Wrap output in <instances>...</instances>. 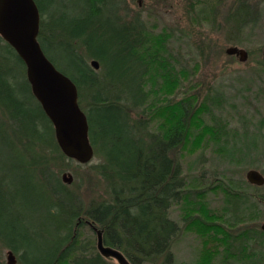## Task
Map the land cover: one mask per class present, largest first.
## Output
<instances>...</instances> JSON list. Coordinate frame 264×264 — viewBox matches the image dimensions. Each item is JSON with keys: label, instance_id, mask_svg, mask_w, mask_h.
I'll use <instances>...</instances> for the list:
<instances>
[{"label": "trees", "instance_id": "16d2710c", "mask_svg": "<svg viewBox=\"0 0 264 264\" xmlns=\"http://www.w3.org/2000/svg\"><path fill=\"white\" fill-rule=\"evenodd\" d=\"M34 1L44 54L61 50L66 56L68 70L47 57L77 87L98 159L88 164L89 173L99 178L104 190L99 198L83 200L72 189L73 181H62L53 167L55 161L73 160L60 152L52 124L31 93L24 63L0 37V141L7 144L5 159L16 161V177L11 175L9 188L4 187L6 177L0 173V246L17 254L19 264H58L70 253L88 252L85 246L76 245L74 235V229L88 221L102 232L104 244L118 249L131 264H147L160 257L163 264H175L170 249L180 226L170 218L169 210L185 195L182 167L178 157H173L182 132L172 125L163 134L151 133L146 119L133 117L148 98L145 77L149 66L140 57L146 42L143 22L138 18L126 22L115 14L112 8H119L110 3L118 0ZM243 7L233 22L248 17ZM70 8L78 14L71 15ZM59 9L62 15L55 28L62 40L53 43L49 37L53 31L46 34L45 23ZM199 12L206 14L203 9ZM252 22L249 19L246 26ZM89 60H96L99 69ZM164 61L169 59L161 57L160 62ZM25 84L35 108L25 100ZM184 108L187 117L189 111ZM223 129H218L215 138L223 139L227 134H221ZM225 148L231 161L233 156L243 160L247 154L235 142ZM5 159L0 154V166ZM225 182L230 193L223 205L224 217L222 213L218 216L221 225L201 223L220 228L224 235L237 231L232 234L235 242L221 249L224 255L215 264H264V234L251 225L255 219L250 220L259 203L235 181L227 178ZM237 205L241 209L227 216L229 208ZM93 253L89 259H74V264H104L99 253Z\"/></svg>", "mask_w": 264, "mask_h": 264}, {"label": "rangeland", "instance_id": "374dc122", "mask_svg": "<svg viewBox=\"0 0 264 264\" xmlns=\"http://www.w3.org/2000/svg\"><path fill=\"white\" fill-rule=\"evenodd\" d=\"M118 1L110 3L119 8H112L115 14L121 15L126 22L138 18L145 26L146 42L140 57L149 66L145 77L148 98L143 107L133 112V117L140 121L146 119L151 133L163 134L172 125L182 132L181 144L174 150L173 157H178L182 167L185 195L169 210L170 218L180 226L170 249L175 264L219 263L217 257L224 255L221 249L231 241L235 242L232 234L237 232L229 230L224 235L215 227L221 225L220 213L225 215L223 205L230 193L225 182L227 178L245 188L259 203L250 220L254 218L251 225L264 234L261 229L264 224V183L256 186L246 179L249 169L264 176V0ZM241 5L246 6L243 8L248 17L245 19L243 15L233 22ZM200 9L206 14L200 15ZM75 11L69 9L71 15H77ZM61 15L59 9L51 19L46 18V34L53 31L49 36L53 43L62 40L57 38L59 31L55 28ZM249 19L253 22L246 26ZM46 43L48 45L49 40ZM230 47L245 50L247 59L240 62L237 56L228 55L226 49ZM47 56H52L58 67L68 70L66 56L61 50H51ZM161 57L169 61L161 63ZM27 91L25 84V100L35 108ZM184 107L189 111L187 117ZM223 127L225 130L221 134H227L219 140L215 134ZM228 142H235L247 151L243 160L235 156L233 161L230 160L225 148ZM0 154L5 159L7 144L2 141ZM97 162L95 156L86 164L76 161L61 164L56 160L53 167L60 176L70 174L74 182L72 189L83 200H89L103 195L99 178L88 169V164ZM15 163L11 159L2 160L0 173L6 177L5 188L11 186V175L16 177ZM240 209V205L230 207L227 216ZM204 222L215 226L201 224ZM85 223L87 225L74 229V235L76 245L85 246L88 252L84 255L70 253L58 264H74V259H89L95 255L93 250L98 252L96 233L88 221ZM258 241L260 239H256ZM8 250L0 246L2 264H7ZM15 255V264H19L18 255ZM100 257L104 264H119L113 258ZM147 264H163L162 257Z\"/></svg>", "mask_w": 264, "mask_h": 264}, {"label": "water", "instance_id": "95a60500", "mask_svg": "<svg viewBox=\"0 0 264 264\" xmlns=\"http://www.w3.org/2000/svg\"><path fill=\"white\" fill-rule=\"evenodd\" d=\"M39 28L40 14L34 0H0V37L24 63L31 93L52 124L60 152L80 164L89 163L94 149L87 117L78 103L77 87L44 54L38 41ZM226 53L237 56L240 62L247 59V52L237 47L226 49ZM90 64L96 70L99 67L96 60ZM61 179L66 184L73 180L68 173H63ZM246 179L257 186L264 183V176L255 169L246 172ZM88 223L96 233V247L101 256L113 258L119 264H130L118 249L105 245L102 232ZM261 229L264 230V224ZM15 263L14 253L8 250L7 264Z\"/></svg>", "mask_w": 264, "mask_h": 264}]
</instances>
